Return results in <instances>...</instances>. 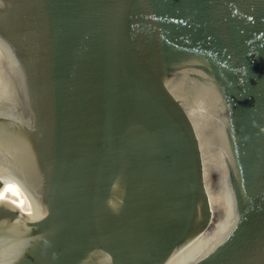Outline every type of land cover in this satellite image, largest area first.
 Returning <instances> with one entry per match:
<instances>
[{
	"label": "water",
	"instance_id": "water-1",
	"mask_svg": "<svg viewBox=\"0 0 264 264\" xmlns=\"http://www.w3.org/2000/svg\"><path fill=\"white\" fill-rule=\"evenodd\" d=\"M4 36L0 264H264V0H0Z\"/></svg>",
	"mask_w": 264,
	"mask_h": 264
},
{
	"label": "bare ground",
	"instance_id": "bare-ground-1",
	"mask_svg": "<svg viewBox=\"0 0 264 264\" xmlns=\"http://www.w3.org/2000/svg\"><path fill=\"white\" fill-rule=\"evenodd\" d=\"M10 45L9 39L4 36V39L0 41V112L5 115L9 114V116L12 114V111L9 113L8 110L4 111V108L1 107H6L4 100H11L13 98L16 86L11 72L16 70L17 61H15V57L13 56L14 50ZM7 107L11 108V106ZM2 136H4L5 145L0 140V173L4 177L14 168L18 162V157L13 156L15 143H13L12 135H9L6 131L5 133L0 132V137ZM8 138L11 140L10 142H8Z\"/></svg>",
	"mask_w": 264,
	"mask_h": 264
}]
</instances>
